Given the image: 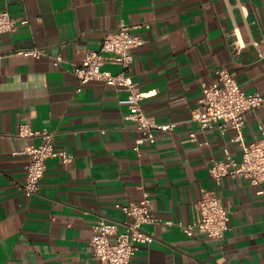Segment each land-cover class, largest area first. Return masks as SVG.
Masks as SVG:
<instances>
[{
	"label": "crops",
	"instance_id": "obj_1",
	"mask_svg": "<svg viewBox=\"0 0 264 264\" xmlns=\"http://www.w3.org/2000/svg\"><path fill=\"white\" fill-rule=\"evenodd\" d=\"M4 9L17 29L0 35V264H107L93 254L94 224L123 219L116 203L144 191L161 221L144 225L153 238L130 264H264V180L212 177V160L225 149L240 157L242 146L231 139L234 129L203 132L191 117L220 67L246 91L264 94V0H0ZM121 21L144 39L129 69L139 89L154 91L143 108L177 123L139 150L141 132L119 103L127 91L101 79L81 83L73 70ZM33 47L44 53L20 52ZM104 66L122 70L117 62ZM22 123L53 130L57 148L72 154L49 157L31 194L23 189L30 158L22 150L40 136L20 135ZM262 127L264 103L248 113L244 140L259 138ZM203 189L229 207L222 238L190 236L178 224L196 216Z\"/></svg>",
	"mask_w": 264,
	"mask_h": 264
},
{
	"label": "built area",
	"instance_id": "obj_2",
	"mask_svg": "<svg viewBox=\"0 0 264 264\" xmlns=\"http://www.w3.org/2000/svg\"><path fill=\"white\" fill-rule=\"evenodd\" d=\"M27 21V19H24ZM130 25L121 21L118 26L109 31L99 49L87 50L83 59L75 63L73 70L81 83L92 79H101L108 84L127 91L119 98V103L128 107L126 118L134 119L141 136L137 139L136 149L144 141L154 142L157 131H171L176 127L175 121L160 122L149 115L142 106V100L154 94L151 90H141L137 86L129 69L134 61L133 49L143 44V37L133 32ZM17 29V20L7 9L0 10V35ZM27 55L40 57L44 50L39 47L20 51ZM4 53L0 50V72ZM63 60L61 54L54 56V63ZM107 62H117L122 70L113 72L104 65ZM81 88V87H79ZM264 103V94L260 91H246L239 84L234 73L226 67L218 69V79L203 83V94L198 103L191 109V117L199 123L203 132L219 128L222 132L234 129L231 137L242 146L240 157L230 155L225 149V155L214 158L209 166L212 177L220 180L230 175H243L253 184L264 180V127L259 138L245 141L243 137L247 115ZM20 135L39 134L40 142L27 145L22 152L29 155L26 178L23 189L31 194L39 189L42 175L47 168V159L60 155L64 161L72 159V154L66 149H59L55 143V132L50 129L34 130L28 123L19 125ZM190 137L198 140V132L191 131ZM209 140L199 141V144H209ZM125 217L112 219L101 217L94 224L91 237L93 254L107 264H130L138 247L153 238L145 224L161 221L151 208V195L144 191L137 201L117 202ZM196 216L187 222L179 221V226L188 235L196 231L208 236L222 238L229 227V207L221 200L214 190L203 189L195 203Z\"/></svg>",
	"mask_w": 264,
	"mask_h": 264
}]
</instances>
